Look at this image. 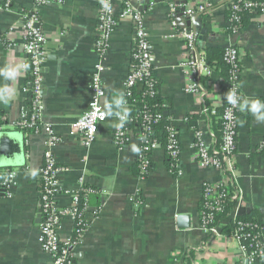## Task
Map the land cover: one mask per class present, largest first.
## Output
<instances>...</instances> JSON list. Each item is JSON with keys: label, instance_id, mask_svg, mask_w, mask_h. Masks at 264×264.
<instances>
[{"label": "crops", "instance_id": "crops-1", "mask_svg": "<svg viewBox=\"0 0 264 264\" xmlns=\"http://www.w3.org/2000/svg\"><path fill=\"white\" fill-rule=\"evenodd\" d=\"M36 1L12 0L8 10L0 9V33L21 25ZM191 1L214 4L210 12L192 19L199 51L205 55L210 46L238 47L243 100L261 101L264 93V21L252 17L242 30L232 31L226 15L228 0H162L148 8L145 20L154 54V76L179 128L182 173L169 167L164 149L158 148L151 153L149 172L141 175L136 139L121 149L113 141L115 115L100 125L90 145L71 132L73 121L87 109L91 97V76L99 59L94 43L100 0L49 1L38 12V25L49 37L43 67L42 121L61 138L53 153L65 168L61 173L64 186L75 188L78 179L85 176V184L97 191L86 206L89 225L76 249L74 264H241L239 242L232 232L222 230L220 236L209 237L201 228L203 182H218L225 174L201 167L193 147L196 129L201 128L211 143L209 132L214 128L211 119L202 115L203 98L186 89L188 78L181 64L185 45L169 17L171 3L179 10ZM180 21H187V16H180ZM133 38L131 21L121 19L112 34L105 62L104 106L117 94L124 97ZM25 59L22 44L14 48L0 45V69L20 65ZM223 85L221 75L215 73L207 85L211 96H218ZM5 87L11 88L14 99L0 102V115L13 121L27 103L23 71L14 82L0 76V89ZM121 109L112 104L114 113ZM1 132L17 142L19 149L9 157L0 154V264H49L50 257L39 242L42 218L38 172L46 135L13 127ZM263 139L264 122L257 121L249 111H241L237 149L226 174L239 196V201L230 207V215L251 214L260 220L264 240ZM10 170L17 172L12 191L1 182L3 174ZM59 200L68 206L70 197L65 194ZM73 228V221L65 218L61 238H71Z\"/></svg>", "mask_w": 264, "mask_h": 264}, {"label": "built area", "instance_id": "built-area-1", "mask_svg": "<svg viewBox=\"0 0 264 264\" xmlns=\"http://www.w3.org/2000/svg\"><path fill=\"white\" fill-rule=\"evenodd\" d=\"M49 1L63 3L64 0H37L30 12L31 14L25 18L21 25L11 26L6 33H0V45L4 43L8 48H14L16 45L22 44L24 48L26 59L22 64L27 65V69L23 70L25 76L24 91L27 94V100L30 101V105L21 108V114L16 120L11 121L7 116L0 115V130L13 127L24 131L30 129V132L33 133H45L46 149L43 153V163L38 172L40 176L39 209L42 218L39 228V242L43 251L50 257L49 264H74L76 249L79 247L83 234L89 225V220L85 214L86 206L90 196L97 191L85 184V176L78 179L75 188L69 189L64 186L61 173L65 168L57 163L53 153V147L61 141V138L50 124L42 121L43 67L49 52L47 47L49 37L38 25V12ZM142 1L136 0L139 6ZM11 2L12 0H0V9L8 10ZM104 3H107L109 7L105 8ZM154 4L151 2L148 8H152ZM118 6H120L119 12H117ZM225 6L226 10L231 12L227 19L232 31H239L234 24L235 21L239 20L237 12L242 9L251 11L254 18L264 21V2L228 0ZM175 7L176 4L171 3L169 17L171 26L178 30V34L185 45L181 64L188 78L186 89L203 98L202 115L210 120L212 115L218 114L219 108L224 104L222 96L220 94L211 96L207 87L216 72L207 64L205 55L198 49L196 31L191 26H187L186 21H180L177 15L178 10ZM213 8L214 4L206 1H191L184 5L183 11L184 16L192 20L196 16L210 12ZM145 17V11L134 5L132 0H103V2L100 0L97 38L94 43L99 59L91 76V97L87 109L71 125V132L78 135L86 145L92 144L100 125L110 117L105 112L103 103L107 92L104 85L105 62L110 49L112 34L121 19L131 21L134 28V38L131 63L124 80V99L127 103L117 113L122 112L127 107L133 91L143 92L145 90L144 92L149 94L155 92L156 84L159 81L154 76V54ZM224 60L231 65L232 73L227 80L222 78L223 87L227 88L228 92L234 88L237 95L243 100L240 89L243 67L238 47L228 46L225 48ZM261 101H264V93ZM239 111L238 106H233L228 101L223 106L220 139L216 138L215 133L211 131L212 133L209 132V134L213 137V142L208 143L201 128L194 132L193 147L197 152L200 166L214 168L225 174V177L218 182H203V197L199 206L201 228L209 237L220 236L227 224H234L232 234L239 242L241 264H264V240L261 236L263 225L240 220L238 218L240 215H230L229 210L228 212L225 211L227 207L230 208L234 202L239 201L237 191L231 186V179L226 174L227 165L237 149ZM163 119L169 123L165 145L163 144L162 131L160 129L153 130L151 126V123ZM175 122L170 103H166L160 112L154 114L148 111L144 112L141 118L128 113L122 127H118L120 124L119 116L115 115L112 138L119 149L128 147L132 140L135 141L136 139L134 147L141 175L149 172L151 153L158 148H163L171 160L170 168L182 173L180 158L182 147L179 128ZM261 148L264 151V139L261 142ZM16 175L17 172L13 170L3 174L1 182L9 191H12L15 185ZM65 194L70 197L68 206L61 205L59 200V197ZM134 201L139 204V200L135 199ZM224 213L226 214L222 218H216L218 214ZM65 218L73 221L74 232L71 238L63 240L60 231Z\"/></svg>", "mask_w": 264, "mask_h": 264}, {"label": "trees", "instance_id": "trees-1", "mask_svg": "<svg viewBox=\"0 0 264 264\" xmlns=\"http://www.w3.org/2000/svg\"><path fill=\"white\" fill-rule=\"evenodd\" d=\"M257 2H264V0H253ZM230 11L228 10L226 15L227 18L230 16ZM238 21H235V24L237 26V30H242L244 27L249 25L252 22V17L253 13L247 9H242L237 12ZM224 55H225V48L217 47V46H210L207 47L205 50V60L207 64L215 70L216 73L221 75V77L224 80H227L232 73V67L230 64H228L224 60ZM157 87H155V92L153 94H149L148 92H137L133 91L132 95L129 97V102L127 105V110L128 113L132 114L133 116H139L141 118V115L148 111L149 113H156L160 112L161 110L164 109V105L166 103H169L167 98H165L162 93H161V88H160V82H158ZM228 90L227 88H222L219 92V94L222 96L224 100L223 106L227 104L226 96H227ZM243 101V100H242ZM26 105H30V101L27 100ZM223 106L219 108L218 114L217 115H212L211 116V122L213 123V128H214V133L216 135V138L220 139L221 137V131H222V114H223ZM241 110L239 111L240 115ZM168 121L167 120H160L154 123H151V126L153 127V130H161L162 135H163V144L165 145V140L168 135L169 129L167 128L168 126ZM30 131V129H26L25 131L22 130V132ZM166 161L168 165H170L171 160L166 154ZM170 167V166H169ZM230 208L227 207L225 211L228 212ZM226 213L224 214H218L216 216L217 219L222 218L225 216ZM240 220L244 221H250L252 223L256 224H262L260 220L257 218L253 217L251 214H244L238 217ZM234 229V224H227L224 228V232H232Z\"/></svg>", "mask_w": 264, "mask_h": 264}, {"label": "clouds", "instance_id": "clouds-1", "mask_svg": "<svg viewBox=\"0 0 264 264\" xmlns=\"http://www.w3.org/2000/svg\"><path fill=\"white\" fill-rule=\"evenodd\" d=\"M103 2V0H102ZM104 7L108 8L109 5L104 3ZM27 65L20 64L16 66H7L3 69H0V76H3L5 80L15 81L21 71L26 70ZM14 99V92L11 90L10 87H5L0 89V102L9 103ZM226 99L229 104L233 106H238L241 111H249L253 114L257 121L264 122V101L254 100V101H247L241 100V98L237 95L236 90L233 88L231 89L226 96ZM115 104L117 107H122L126 104V100L124 99L122 94H117L113 96L110 103L105 105V112L108 116L117 115L119 116L120 124L118 127H122L125 120L128 117V110L124 108L120 113H114L112 110V104ZM103 118V115H102ZM35 176V173L32 174Z\"/></svg>", "mask_w": 264, "mask_h": 264}, {"label": "water", "instance_id": "water-1", "mask_svg": "<svg viewBox=\"0 0 264 264\" xmlns=\"http://www.w3.org/2000/svg\"><path fill=\"white\" fill-rule=\"evenodd\" d=\"M160 1L162 0H143L142 2H140V6L137 4L136 0H132V3L138 6L140 10L146 11L149 5L151 4V2L156 3ZM183 10H184V6H182V8L178 10L177 15L179 16V18L180 16H184ZM191 23H192L191 19H187V21L185 22L187 26H191ZM18 149H19V144L17 142L11 139L6 133L4 132L0 133V154L9 157L10 155L13 154V152H17Z\"/></svg>", "mask_w": 264, "mask_h": 264}]
</instances>
